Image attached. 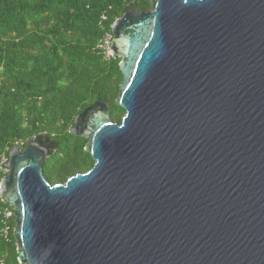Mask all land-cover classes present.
Here are the masks:
<instances>
[{
    "label": "water",
    "instance_id": "water-1",
    "mask_svg": "<svg viewBox=\"0 0 264 264\" xmlns=\"http://www.w3.org/2000/svg\"><path fill=\"white\" fill-rule=\"evenodd\" d=\"M112 24L120 123L74 119L94 160L50 184V142L9 152L20 264H264V0H150Z\"/></svg>",
    "mask_w": 264,
    "mask_h": 264
},
{
    "label": "trees",
    "instance_id": "trees-1",
    "mask_svg": "<svg viewBox=\"0 0 264 264\" xmlns=\"http://www.w3.org/2000/svg\"><path fill=\"white\" fill-rule=\"evenodd\" d=\"M150 0H0V157L29 138L50 142L43 172L50 184L89 170L94 160L86 140L72 134L75 117L96 100L120 123L116 102L120 58L96 49L106 28L125 11H148ZM3 174L0 172V179ZM0 262L20 264L9 220V240L1 233Z\"/></svg>",
    "mask_w": 264,
    "mask_h": 264
},
{
    "label": "built area",
    "instance_id": "built-area-1",
    "mask_svg": "<svg viewBox=\"0 0 264 264\" xmlns=\"http://www.w3.org/2000/svg\"><path fill=\"white\" fill-rule=\"evenodd\" d=\"M108 19V16L106 13H102L100 16V23L101 25L104 26V34L102 36V38L99 40V42L97 43L96 49L100 52H102L106 57L110 58L113 56L112 54V39H113V32L111 29V24H110V28L107 29L106 25H105V21ZM16 145L21 146L23 145L22 141H18L16 143ZM9 155L7 154H3L0 157V172L4 175H6L10 168L7 165V163H9ZM0 189H1V179H0ZM0 204L2 205V214H3V223L4 225L1 228V233L2 235L5 237V239L9 240V232H10V224H9V220L10 219H14V209L13 207H11L8 202L6 201L5 197L0 193ZM0 264H3V262H0Z\"/></svg>",
    "mask_w": 264,
    "mask_h": 264
}]
</instances>
